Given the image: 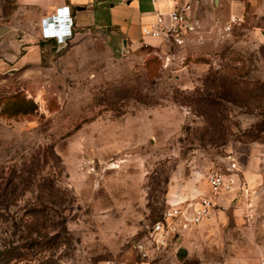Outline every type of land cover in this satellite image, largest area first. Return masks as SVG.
<instances>
[{
  "label": "rangeland",
  "instance_id": "obj_1",
  "mask_svg": "<svg viewBox=\"0 0 264 264\" xmlns=\"http://www.w3.org/2000/svg\"><path fill=\"white\" fill-rule=\"evenodd\" d=\"M242 3L229 31V13L199 4L197 33L168 50L108 28L44 43L30 10L0 0V183L17 184L10 215L44 211L46 264H165L173 246L149 229L198 195L213 206L186 230L183 264L264 250V0ZM9 99L34 110L8 115ZM212 171L236 188L213 194Z\"/></svg>",
  "mask_w": 264,
  "mask_h": 264
},
{
  "label": "crops",
  "instance_id": "obj_2",
  "mask_svg": "<svg viewBox=\"0 0 264 264\" xmlns=\"http://www.w3.org/2000/svg\"><path fill=\"white\" fill-rule=\"evenodd\" d=\"M187 1L191 2L192 16L194 17V9L199 4L203 5L211 0H17V4L30 10L37 23L52 15L58 17L55 14L56 10L66 7L67 11L69 10L71 13L72 33L75 38L88 31L99 33L108 28L114 38L124 40V44L132 47L137 45L141 39L140 26L151 21L155 12H166L170 8ZM212 1L217 7V12H226L230 16L239 17L243 11L242 2L249 0ZM196 20L199 22L198 19ZM71 39L67 42H70ZM43 42L45 43L47 40H43ZM243 175L251 180L255 176L250 173L246 174V172ZM242 215H245L243 209H235L231 214L232 217L236 218V222H238L237 218H243ZM239 222L241 221L239 220ZM169 243L173 248L170 255L167 256L168 259L165 264H183L186 262V251L190 253L192 248V242L186 241V230ZM263 259L264 250L249 249L232 255L221 264H261Z\"/></svg>",
  "mask_w": 264,
  "mask_h": 264
},
{
  "label": "built area",
  "instance_id": "obj_3",
  "mask_svg": "<svg viewBox=\"0 0 264 264\" xmlns=\"http://www.w3.org/2000/svg\"><path fill=\"white\" fill-rule=\"evenodd\" d=\"M54 15L41 20L42 39L54 40L57 44H65L71 38L72 17L66 7L56 10ZM238 16H230L224 30L229 31L233 25L239 22ZM198 21L192 16L191 2H183L166 12H155L151 21L140 26V42L150 44L156 42L162 44L168 50L183 47L186 38L198 30ZM206 183L213 194L224 191H232L236 188L233 179L227 180L218 171H212L206 176ZM241 189L244 190V187ZM246 191V190H245ZM213 202L210 197L198 195L187 201L185 205L171 203L163 211L161 218L155 221L149 234L156 245H167L171 240L177 238L184 230L199 224L210 215ZM166 232L167 243L160 240ZM140 248V246H138ZM142 249V248H141ZM146 256V252L142 251ZM104 264H116L115 262H105ZM264 264V259L262 263Z\"/></svg>",
  "mask_w": 264,
  "mask_h": 264
},
{
  "label": "trees",
  "instance_id": "obj_4",
  "mask_svg": "<svg viewBox=\"0 0 264 264\" xmlns=\"http://www.w3.org/2000/svg\"><path fill=\"white\" fill-rule=\"evenodd\" d=\"M52 41L47 40V42ZM34 107L32 102L24 100L16 102L9 99L2 110L7 111L8 115H17L28 113L25 109L33 112ZM16 185L14 182L0 183V223L8 226L7 232L1 238L0 264H18L19 262H29L31 260H37L38 264H46L49 262L46 252L52 250L55 243L42 232V228L44 230L50 228L45 224L47 218H45L44 211L41 208L39 209L37 205L29 206L22 215L19 213L10 215V209L13 203H16L13 197ZM47 186L51 189L54 185L51 183ZM52 220L51 229L62 226V220L59 221L60 219L58 220L55 217Z\"/></svg>",
  "mask_w": 264,
  "mask_h": 264
},
{
  "label": "water",
  "instance_id": "obj_5",
  "mask_svg": "<svg viewBox=\"0 0 264 264\" xmlns=\"http://www.w3.org/2000/svg\"><path fill=\"white\" fill-rule=\"evenodd\" d=\"M125 42H123L124 44ZM160 240L164 243H167V238H166V232L163 234V236L160 238Z\"/></svg>",
  "mask_w": 264,
  "mask_h": 264
}]
</instances>
